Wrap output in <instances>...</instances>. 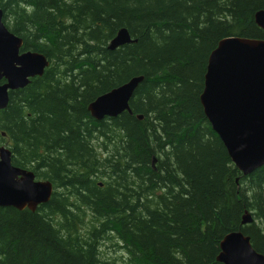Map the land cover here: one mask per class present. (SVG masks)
Here are the masks:
<instances>
[{
  "label": "trees",
  "instance_id": "16d2710c",
  "mask_svg": "<svg viewBox=\"0 0 264 264\" xmlns=\"http://www.w3.org/2000/svg\"><path fill=\"white\" fill-rule=\"evenodd\" d=\"M0 9L23 51L49 62L9 93L0 146L53 187L34 213L0 208V264H219L220 241L238 231L264 256V166L243 177L199 103L220 40H264L253 21L264 0H0ZM120 29L135 43L108 51ZM137 76L132 115L91 119L95 98ZM245 211L259 223L240 226ZM106 243L121 260L102 257Z\"/></svg>",
  "mask_w": 264,
  "mask_h": 264
},
{
  "label": "water",
  "instance_id": "95a60500",
  "mask_svg": "<svg viewBox=\"0 0 264 264\" xmlns=\"http://www.w3.org/2000/svg\"><path fill=\"white\" fill-rule=\"evenodd\" d=\"M0 9V111L8 105V93L24 89L49 67L38 53L18 55L22 41L8 31ZM254 24L264 31V9L253 15ZM135 43L125 29L117 31L106 49L114 51ZM143 77L127 82L95 98L87 107L92 120L132 115L130 101ZM211 130L217 135L236 170L249 176L264 166V40L229 37L220 40L207 58L203 89L199 96ZM141 121L143 116L137 115ZM4 137V134H1ZM52 184L35 179L33 172L14 167L11 153L0 147V208L32 213L48 203ZM253 223L245 211L241 226ZM219 264H264V257L242 232L225 235L219 243Z\"/></svg>",
  "mask_w": 264,
  "mask_h": 264
},
{
  "label": "rangeland",
  "instance_id": "374dc122",
  "mask_svg": "<svg viewBox=\"0 0 264 264\" xmlns=\"http://www.w3.org/2000/svg\"><path fill=\"white\" fill-rule=\"evenodd\" d=\"M3 145V144H2ZM253 222L255 224H258L259 222L254 219L252 216ZM118 249L111 246L110 244L106 243L105 246L101 249L102 257L106 259H115V260H121L122 254L120 253Z\"/></svg>",
  "mask_w": 264,
  "mask_h": 264
},
{
  "label": "flooded vegetation",
  "instance_id": "af4514ba",
  "mask_svg": "<svg viewBox=\"0 0 264 264\" xmlns=\"http://www.w3.org/2000/svg\"><path fill=\"white\" fill-rule=\"evenodd\" d=\"M3 14V13H2ZM2 22H3V17H2ZM7 28V27H6ZM8 29V28H7ZM8 31L11 33V31L8 29ZM13 34V33H12ZM14 35V34H13ZM15 36V35H14ZM17 37V36H16ZM17 38H19V37H17ZM21 41H22V46L19 48V50H18V55H22V54H24V53H26V52H30V51H23V40L21 39V38H19ZM46 70V69H45ZM45 72V71H44ZM44 74V73H43ZM42 77V76H41ZM33 79H35V78H33ZM33 79H31V80H33ZM30 80V81H31ZM4 82L3 81H1L0 82V84H3ZM30 84V83H29ZM27 87V86H26ZM25 87V88H26ZM15 92V91H14ZM9 93H11V92H9ZM9 93H8V99H9ZM2 146H4L5 148H6V146L5 145H2Z\"/></svg>",
  "mask_w": 264,
  "mask_h": 264
},
{
  "label": "bare ground",
  "instance_id": "6f19581e",
  "mask_svg": "<svg viewBox=\"0 0 264 264\" xmlns=\"http://www.w3.org/2000/svg\"><path fill=\"white\" fill-rule=\"evenodd\" d=\"M241 226V225H240ZM263 256V255H262ZM264 257V256H263Z\"/></svg>",
  "mask_w": 264,
  "mask_h": 264
}]
</instances>
